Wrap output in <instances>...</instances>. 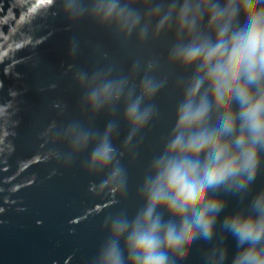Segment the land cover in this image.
<instances>
[{
	"label": "water",
	"instance_id": "water-1",
	"mask_svg": "<svg viewBox=\"0 0 264 264\" xmlns=\"http://www.w3.org/2000/svg\"><path fill=\"white\" fill-rule=\"evenodd\" d=\"M154 2L135 5L148 25L142 39L139 28L129 33L91 12L70 17L62 0H0V264H95L108 218L142 206L141 186L168 141L192 71L171 59L182 37L174 19L158 27L159 17L148 14ZM146 72L166 83L146 101L154 115L129 139L125 99L97 111L87 93L94 77H126L139 92ZM110 122L123 188L110 168L90 166L94 141L73 146L75 127L103 132ZM260 189L264 165L252 186ZM224 198L221 219L247 206ZM225 237L218 229L213 244L223 240L230 261L235 241ZM211 247L198 242L182 264H206Z\"/></svg>",
	"mask_w": 264,
	"mask_h": 264
},
{
	"label": "clouds",
	"instance_id": "clouds-1",
	"mask_svg": "<svg viewBox=\"0 0 264 264\" xmlns=\"http://www.w3.org/2000/svg\"><path fill=\"white\" fill-rule=\"evenodd\" d=\"M140 2L62 0L70 17L91 12L126 32L139 28L143 39L148 25L135 6ZM148 14L159 17L160 28L175 20L182 38L170 57L192 71L168 141L141 186L142 206L108 218L95 264H182L198 242L212 244L206 264H264V189L252 190L264 165V0H156ZM93 79L88 104L98 111L123 97L129 139L154 115L146 101L166 83L146 72L137 92L126 77ZM115 128L75 127L73 146L94 141L90 166L110 168L123 188ZM225 195L247 206L221 219ZM218 229L235 241L230 261L223 240L213 244Z\"/></svg>",
	"mask_w": 264,
	"mask_h": 264
}]
</instances>
